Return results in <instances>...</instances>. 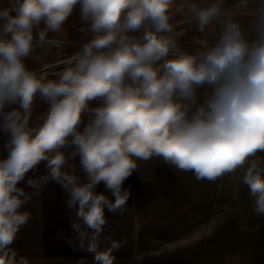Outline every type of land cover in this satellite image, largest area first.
<instances>
[{
    "label": "clouds",
    "instance_id": "9594fccd",
    "mask_svg": "<svg viewBox=\"0 0 264 264\" xmlns=\"http://www.w3.org/2000/svg\"><path fill=\"white\" fill-rule=\"evenodd\" d=\"M225 4L15 0L0 7V132L8 137L0 157V251L30 219L25 205L34 193L27 188L38 191L51 180L67 192L72 227L95 252V264H114L120 241L105 249L97 243L106 213L123 208L125 180L153 157L197 179L243 168L254 211L264 215V162L254 159L264 152V7L246 29ZM77 6L91 39L55 78L30 68L26 58L38 44L58 43L49 33L59 32ZM185 9L201 33L219 28L218 38L195 53L178 50L172 36L173 17ZM204 85L211 93L197 103ZM38 95L49 106L30 126ZM42 162L47 174L26 180ZM101 184L108 191H98Z\"/></svg>",
    "mask_w": 264,
    "mask_h": 264
},
{
    "label": "rangeland",
    "instance_id": "374dc122",
    "mask_svg": "<svg viewBox=\"0 0 264 264\" xmlns=\"http://www.w3.org/2000/svg\"><path fill=\"white\" fill-rule=\"evenodd\" d=\"M14 4L15 0L3 6ZM56 41L38 44L26 58L30 68L49 78L67 67L81 48ZM196 92L197 103H203L211 88L200 86ZM48 106L49 102L38 95L30 126L42 122ZM7 139L0 132V157L7 155ZM254 159L264 162V152H258ZM137 169L141 177L135 186L138 196L122 209L106 213L109 221L97 240L99 249L108 248L113 240L120 241L121 246L113 252L114 264H264V215L254 211L253 198L242 182L243 168L221 175L216 184H198L193 172L178 170L160 157L141 161ZM25 208L30 218H40L39 203L30 200ZM19 243L15 251L33 249L25 239ZM87 243L81 238L63 258H57V250L47 246L53 256L33 263L26 255L14 259H20L19 264H95V252L88 250ZM1 258L10 264L5 254Z\"/></svg>",
    "mask_w": 264,
    "mask_h": 264
},
{
    "label": "crops",
    "instance_id": "0c3cea01",
    "mask_svg": "<svg viewBox=\"0 0 264 264\" xmlns=\"http://www.w3.org/2000/svg\"><path fill=\"white\" fill-rule=\"evenodd\" d=\"M8 1L12 2L13 0H0V7H4L3 4L8 3ZM181 2L182 0H178V3ZM196 2L199 6H207L211 3V0H196ZM225 7L232 8L242 25L247 29L255 22L258 10L264 7V4L261 3V0H243V3L240 0H226ZM7 8L10 7L7 6ZM173 20L175 27L172 36L178 42V50L180 51L198 52L205 45L213 43L218 38L219 28L212 25L206 32L201 33L195 20L186 9L184 12L176 13ZM87 29L88 25L81 19L79 6H77L59 32L49 33V39L71 42L82 46L92 37V33ZM134 35H139V33H134ZM70 211L69 218H30L17 234L13 244L7 249L8 251L6 253L0 251V259L5 254L7 257L6 263L19 264L20 259L16 260L14 258L26 255L33 258L31 259V263H33L39 261L42 257L53 256L50 251L47 252L48 249H45L47 246L53 247L52 250H57V253H55L57 258L68 256L63 254L70 253L68 248L72 246L76 248L78 241L81 240V237L72 227L73 222L76 220L75 209L72 208ZM20 239L27 240L28 247L33 249L27 253L15 251L13 248L20 244Z\"/></svg>",
    "mask_w": 264,
    "mask_h": 264
},
{
    "label": "trees",
    "instance_id": "16d2710c",
    "mask_svg": "<svg viewBox=\"0 0 264 264\" xmlns=\"http://www.w3.org/2000/svg\"><path fill=\"white\" fill-rule=\"evenodd\" d=\"M99 102H100L99 100H95V101H92L91 104L94 106ZM87 119H88V115L86 113L84 117L85 123L87 122ZM4 156L5 155H1V157H4ZM72 162L73 164H77V167H79V157L78 156L76 157L75 161H72ZM47 172L48 170L46 169L45 164L42 162L40 165H38L33 171H31L28 174V177H26V180L28 178H40L46 175ZM171 172H173V170ZM219 177H217L214 180L196 178L197 179L196 182L198 184H201L204 182L216 184L219 182ZM140 179L141 177L139 176L138 169H136L125 180L124 188L127 189L129 192L127 202L131 201L132 197L135 198L138 196L137 188L135 186L140 181ZM22 182L26 183L25 181H22ZM27 190L30 191L29 193H34L32 195L31 200H34V202H37L40 204V218H69V215L71 213L70 209H72L68 205L69 196L67 192L58 183L49 180L46 183H42L38 191L32 188H27ZM97 190L98 191H108L107 189H105L103 184L99 185ZM69 254L70 253L68 254L64 253L63 255H69Z\"/></svg>",
    "mask_w": 264,
    "mask_h": 264
}]
</instances>
